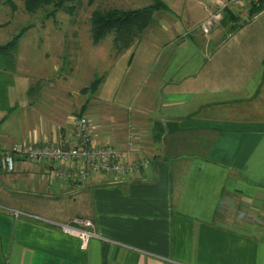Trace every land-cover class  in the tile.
Segmentation results:
<instances>
[{
	"label": "crops",
	"instance_id": "crops-1",
	"mask_svg": "<svg viewBox=\"0 0 264 264\" xmlns=\"http://www.w3.org/2000/svg\"><path fill=\"white\" fill-rule=\"evenodd\" d=\"M161 1L110 61L102 39H88L81 59L75 39H29L14 70L0 69V149L70 145L83 115L93 143L147 159L74 185L52 177L53 163L14 155L0 169V264H264V0L226 38L221 23L199 30L216 0ZM74 217L92 224L84 247L54 224Z\"/></svg>",
	"mask_w": 264,
	"mask_h": 264
},
{
	"label": "built area",
	"instance_id": "built-area-1",
	"mask_svg": "<svg viewBox=\"0 0 264 264\" xmlns=\"http://www.w3.org/2000/svg\"><path fill=\"white\" fill-rule=\"evenodd\" d=\"M252 1L257 0H216L212 6L206 7V16L200 22L199 30L203 34L209 33L220 24L226 11L233 13L238 24L247 21ZM87 128L86 117L77 115L72 121L73 143L70 145L16 142L8 149H0V169L11 171L14 167V155L32 162L48 161L55 165L51 169L52 177L76 185L96 172H109L117 176H124L133 171L137 165L141 167L147 165L146 158L140 159L138 163H127L123 161L125 155L122 150L111 144L93 143ZM128 144H131L130 139ZM8 211L14 217L27 214L15 209ZM54 224L63 233L76 235L81 247L86 245L88 237L92 234L89 230L92 224L86 219L74 217L70 223Z\"/></svg>",
	"mask_w": 264,
	"mask_h": 264
},
{
	"label": "trees",
	"instance_id": "trees-1",
	"mask_svg": "<svg viewBox=\"0 0 264 264\" xmlns=\"http://www.w3.org/2000/svg\"><path fill=\"white\" fill-rule=\"evenodd\" d=\"M74 0H22L23 9L27 13H34L41 7H50L44 14L45 17L53 16L58 10H64L71 14ZM14 11L15 5L12 0H2ZM262 8L261 0L252 1L249 9V18ZM165 4L161 0H149V3L132 9L108 8L105 10H93L90 14L89 36L93 43H97L105 35H111V47L115 53L125 50L140 35V33L151 23L152 14L155 11H164ZM248 18V19H249ZM237 19L232 12L226 11L221 20V25L229 30H236L242 23H236ZM31 26L30 23L21 26L12 36L0 44V69L14 70L15 52L18 39L23 32ZM101 81V77L94 78L89 85L82 88V92L94 93ZM9 81L0 77V108L5 109L6 91Z\"/></svg>",
	"mask_w": 264,
	"mask_h": 264
},
{
	"label": "rangeland",
	"instance_id": "rangeland-1",
	"mask_svg": "<svg viewBox=\"0 0 264 264\" xmlns=\"http://www.w3.org/2000/svg\"><path fill=\"white\" fill-rule=\"evenodd\" d=\"M1 1L2 0H0V23L6 20H8V23L4 27H0V44L10 38L12 34H14L21 26L31 23L34 27L29 28L24 35L20 37L15 55H17L20 48H22L23 44H25L29 39H75L77 47L75 57H77V59L83 58V54L81 52L82 46L87 45L86 41L90 39L89 18L93 10H105L108 8H116L120 10L132 9L149 3V0H74L72 3L74 9L71 14H68L64 10H59L53 16L45 17L44 14L50 9V7H41L36 12L30 14L24 12L22 8V0H12L15 5V9L11 12L9 7L2 4ZM211 31L212 33H215L213 32L214 30ZM227 31L230 32L227 33ZM232 32L234 31L227 28L220 29L216 32V35H222L226 38ZM110 38L111 35L107 34L100 41V45L104 44L103 46H105V43L108 44L107 58L109 61L114 53L110 48V41H108ZM71 47L72 46L69 45V48ZM18 63L20 67L23 68V59H19ZM81 64V68L83 67V70L84 67H88L86 57ZM93 70L96 71V74H98L97 69ZM80 71H82V69H80ZM48 204L49 206L54 205L55 207L59 205L58 207L62 211H67L65 205L66 201H49Z\"/></svg>",
	"mask_w": 264,
	"mask_h": 264
}]
</instances>
